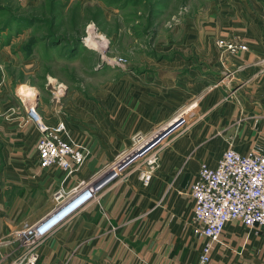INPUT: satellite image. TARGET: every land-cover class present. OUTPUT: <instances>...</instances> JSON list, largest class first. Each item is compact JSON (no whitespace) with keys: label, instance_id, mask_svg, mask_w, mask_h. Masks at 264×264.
I'll return each mask as SVG.
<instances>
[{"label":"crops","instance_id":"0c3cea01","mask_svg":"<svg viewBox=\"0 0 264 264\" xmlns=\"http://www.w3.org/2000/svg\"><path fill=\"white\" fill-rule=\"evenodd\" d=\"M200 24L187 28L184 38L214 67L204 80L184 75L145 87L132 81L124 101L121 91L115 92L112 110L80 93H65L52 104L35 94L36 110L46 122L62 120L73 140L88 148L76 171L40 167L38 132L26 118L25 100L15 92L22 102L2 103L0 264L24 250L12 230L47 216L77 182L103 181L132 136L158 127L188 103L191 114L165 137L149 182L143 185L132 167L123 170L41 240L35 264L195 263L203 237L195 232L188 189L200 164L214 166L228 145L240 154L253 149L264 155V4L243 0ZM217 37L245 49L219 59ZM205 264H264V228L227 222Z\"/></svg>","mask_w":264,"mask_h":264},{"label":"rangeland","instance_id":"374dc122","mask_svg":"<svg viewBox=\"0 0 264 264\" xmlns=\"http://www.w3.org/2000/svg\"><path fill=\"white\" fill-rule=\"evenodd\" d=\"M242 1L0 0V106L22 102L15 92L50 104L80 93L112 110L115 92L124 101L132 81L145 87L184 75L204 80L214 67L184 38L186 29ZM160 130L137 133L130 147L149 143Z\"/></svg>","mask_w":264,"mask_h":264},{"label":"built area","instance_id":"2783aa9c","mask_svg":"<svg viewBox=\"0 0 264 264\" xmlns=\"http://www.w3.org/2000/svg\"><path fill=\"white\" fill-rule=\"evenodd\" d=\"M261 1L264 3V0ZM215 45L223 49L218 58L224 60L225 56L245 49L238 41L218 40ZM35 105V100L25 101L26 118L38 132L35 144L37 164L40 167H56L67 173L76 171L84 162L88 148L73 140L62 120L47 123ZM192 106L193 103H188L180 109L177 122L173 116L156 127H162V130L155 132L149 143L138 146L140 142H133L112 161L113 170L103 181L86 185L77 182L66 192L63 202L47 216L12 230L11 236L24 250L8 264H35L36 247L41 240L95 200L102 187L120 177L123 170L130 167L136 169L140 182L146 185L157 166L159 147L170 132L182 126L181 116L188 113ZM188 195L192 202L191 217L196 224L195 232L203 237L194 264H205L211 244L219 240L227 222L236 221L247 228H264V155L253 149L240 154L228 145L214 166L200 164L190 183Z\"/></svg>","mask_w":264,"mask_h":264},{"label":"bare ground","instance_id":"6f19581e","mask_svg":"<svg viewBox=\"0 0 264 264\" xmlns=\"http://www.w3.org/2000/svg\"><path fill=\"white\" fill-rule=\"evenodd\" d=\"M35 100V99H34Z\"/></svg>","mask_w":264,"mask_h":264}]
</instances>
